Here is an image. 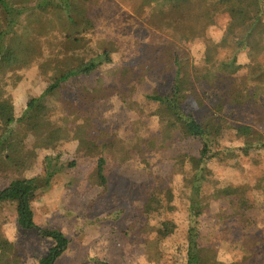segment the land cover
Here are the masks:
<instances>
[{
	"label": "trees",
	"instance_id": "trees-1",
	"mask_svg": "<svg viewBox=\"0 0 264 264\" xmlns=\"http://www.w3.org/2000/svg\"><path fill=\"white\" fill-rule=\"evenodd\" d=\"M123 1L133 2L135 13L157 29L151 38L158 40L148 41V49L141 48L131 59L124 58L122 67L113 68L117 84L107 87L100 74L128 50L107 38L92 47L97 0H0V72L37 63L45 80L40 93L19 106L0 99V204H14L18 224L36 229L32 201L37 192L50 188L66 168L76 169L77 156L95 158L92 175L103 192L88 206L86 215L92 217L120 199L104 196L111 188L107 170L112 159L125 163L136 148L149 168L148 151H170L173 173L181 177L188 204L185 264H225L213 260L210 249L201 245L199 224L213 202L221 203L220 224L233 219L248 227L250 214L258 211L244 186L226 175L218 177L216 168L228 165L238 150L247 157L264 151L263 132L235 117L247 106L264 107V0ZM223 13L232 20V30L212 53L191 59L182 45L187 38L181 21L200 28ZM244 53L247 62L241 61ZM107 106L117 114L103 110ZM122 123L127 125L122 128ZM186 142L199 145L197 158L176 151ZM72 143L75 157L67 160L62 147ZM41 150L47 151L42 171L30 174ZM192 160L196 168L189 172ZM164 198L167 204L161 208L171 210V190ZM141 206V212H158ZM161 225L163 237L177 229L168 219ZM39 230L52 241L39 264H55L70 240L59 229ZM256 242L243 239L244 262L263 254ZM16 251L0 235V264Z\"/></svg>",
	"mask_w": 264,
	"mask_h": 264
},
{
	"label": "rangeland",
	"instance_id": "rangeland-1",
	"mask_svg": "<svg viewBox=\"0 0 264 264\" xmlns=\"http://www.w3.org/2000/svg\"><path fill=\"white\" fill-rule=\"evenodd\" d=\"M97 2V7L93 8L97 18V30L92 33L94 44L92 47L96 48L95 42L107 38L118 41L122 49L128 50V54L123 58L118 56L116 63L100 74L107 87L115 86L117 71L111 73V70L122 67L124 58L131 59L132 56H136L141 48L148 45V41L149 45L155 43L158 39L151 36L158 33L154 26L135 13L133 2L123 0ZM180 27L187 38L182 43L184 49L191 59L199 61L204 53L213 52V47L232 30L233 22L226 13H223L200 28L186 21H181ZM259 51L262 52V48ZM219 53L220 56H224L225 51L221 49ZM241 61L247 62L245 53L242 54ZM38 65L36 63L31 67L10 69L2 72L3 74L0 72V84L4 89L0 99L1 97L10 99L14 105L19 106L30 95H38L45 85ZM243 73L245 72L241 74ZM19 75L21 77L17 80ZM156 81L159 83L158 79ZM103 110L117 114L116 108L110 106L104 107ZM106 115L110 118L109 113ZM120 117L124 118V114ZM235 117L264 134L263 106H247L238 110ZM126 125L122 123L120 126L123 128ZM178 145L176 151L191 153L193 157L198 156L197 143L186 142ZM62 148L68 151L65 158L73 160L76 145L72 143ZM138 153L134 148L125 163L111 160L107 170L111 188L104 196L108 200L112 199L113 195L120 199L116 200V205L111 204L105 208L106 211H100L92 217L86 215L88 206L103 192V188L97 185L92 175L95 158L77 156L76 169L66 168L50 188L37 192L32 201L36 229H25L18 224L14 204H0V235L11 242L17 250L14 255L5 257V264H39L52 246V241L43 237L39 229L49 228L61 230L70 240L67 251L55 264H185L188 204L181 177L172 170L173 161L170 157L174 153L148 151L146 158L149 168L141 162ZM45 154H47L45 150L38 151V158L30 174L42 171V158ZM230 159L225 167L216 168L217 176L226 175L234 183L243 185L247 196L258 211L250 214L252 224L248 227L237 224L233 219L227 224H220L218 220L221 203L213 202L209 213L200 219L199 241L201 245L210 249L213 260L225 264L233 262L264 264V151L261 156L252 154L247 157L238 150ZM195 168L196 162L192 160L188 164V171ZM167 190H171L174 195V201L170 203L173 207L171 210L161 208L167 204L164 198ZM140 204L154 211L158 209L156 210L158 212L151 215L141 212ZM165 219L177 226L175 233L167 237L161 235L163 231L161 224ZM245 237L256 240L263 254L260 253L254 260L244 262L241 244Z\"/></svg>",
	"mask_w": 264,
	"mask_h": 264
}]
</instances>
